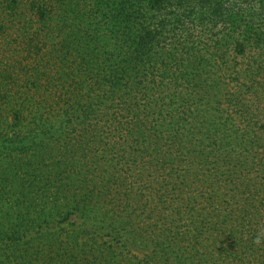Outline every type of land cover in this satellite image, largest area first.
<instances>
[{"label": "trees", "instance_id": "16d2710c", "mask_svg": "<svg viewBox=\"0 0 264 264\" xmlns=\"http://www.w3.org/2000/svg\"><path fill=\"white\" fill-rule=\"evenodd\" d=\"M146 16L136 17L147 27H79L53 72L21 83L11 77L24 90L0 86V264H103L111 249L153 251L162 264L172 262L165 240L145 238L132 213L111 203L123 158L186 157L197 166L213 159L220 125L198 109L189 111L198 121L174 120L172 101L182 100L176 88L186 86L196 101H219L228 63L248 61L238 74L249 80L264 72V44L252 47L251 33L230 36L206 61L182 55L174 67L176 57L168 62L157 51L158 28Z\"/></svg>", "mask_w": 264, "mask_h": 264}, {"label": "rangeland", "instance_id": "374dc122", "mask_svg": "<svg viewBox=\"0 0 264 264\" xmlns=\"http://www.w3.org/2000/svg\"><path fill=\"white\" fill-rule=\"evenodd\" d=\"M154 3L0 0V86L9 82L7 89L24 90L12 84L11 77L22 78L17 80L21 83L26 76L53 72L64 45L77 37L79 27L118 29L128 24L137 28L139 13H146L151 28H158L157 51H166L162 57L168 62L176 57L174 67L182 55L206 61L218 42L230 36L251 33L252 47L264 44V0H162L153 7ZM164 20H170L169 25L181 21L163 29ZM262 60L260 71H264ZM227 65L219 101H196L186 86H179L176 90L182 100L171 104L174 120H217L221 131L215 134L213 159L197 166L186 157L175 163L163 157L123 158L125 174L111 203L132 213L145 238L152 236L159 244L165 240V255L172 259L168 264H264V206L259 203L260 197L264 203V72L249 80L246 77L252 76L238 74L248 61L240 57ZM151 95L160 99L158 93ZM193 109L203 112L201 117L189 115ZM261 213V218L255 215ZM112 250L105 253L103 264H162L153 251L111 254Z\"/></svg>", "mask_w": 264, "mask_h": 264}]
</instances>
